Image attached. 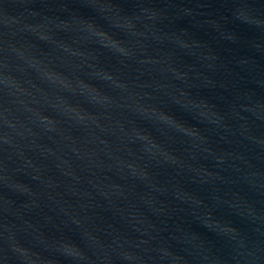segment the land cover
<instances>
[{"label": "water", "instance_id": "obj_1", "mask_svg": "<svg viewBox=\"0 0 264 264\" xmlns=\"http://www.w3.org/2000/svg\"><path fill=\"white\" fill-rule=\"evenodd\" d=\"M0 264H264V0H0Z\"/></svg>", "mask_w": 264, "mask_h": 264}]
</instances>
